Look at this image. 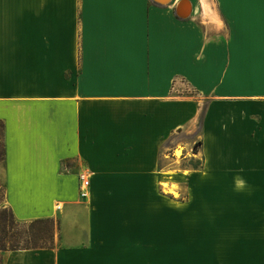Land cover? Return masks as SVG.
<instances>
[{
    "label": "crops",
    "instance_id": "1",
    "mask_svg": "<svg viewBox=\"0 0 264 264\" xmlns=\"http://www.w3.org/2000/svg\"><path fill=\"white\" fill-rule=\"evenodd\" d=\"M168 1L0 0L3 264H264V0Z\"/></svg>",
    "mask_w": 264,
    "mask_h": 264
},
{
    "label": "trees",
    "instance_id": "2",
    "mask_svg": "<svg viewBox=\"0 0 264 264\" xmlns=\"http://www.w3.org/2000/svg\"><path fill=\"white\" fill-rule=\"evenodd\" d=\"M4 124L0 121V162L5 160L6 149L3 141ZM198 143L194 151L197 152ZM5 195V186L0 183ZM8 210V211H7ZM19 227L25 228L24 232L13 231ZM57 228V222L54 218H39L30 222H25L17 219L12 209L7 207L5 210H0V256L7 250L39 248V247H54V235ZM47 230L52 239V245H41L38 241L43 238V234ZM23 233L26 234V239L23 238ZM25 241L24 243H22ZM0 264L3 260L0 257Z\"/></svg>",
    "mask_w": 264,
    "mask_h": 264
},
{
    "label": "rangeland",
    "instance_id": "3",
    "mask_svg": "<svg viewBox=\"0 0 264 264\" xmlns=\"http://www.w3.org/2000/svg\"><path fill=\"white\" fill-rule=\"evenodd\" d=\"M179 136V140H175L173 139L171 143L172 146H177L176 149V154H177V158L179 160H181V158L184 157L185 153H186V148H185V144L187 142L190 141V138L183 136L182 134L178 135ZM172 139V138H171ZM170 141V140H169ZM178 141L175 145V142ZM182 163H179V165L184 166L186 165V161H181ZM168 189V188H167ZM172 189H177L179 191V193L177 194V196L179 197V199H183L185 197V185L184 184H177L175 186L172 187ZM7 209V206L4 203V192H3V188L2 186H0V210H5ZM8 211V210H7ZM13 231H21L24 232L25 228L23 227H19L18 229H14ZM55 235H56V230H55ZM55 235H54V243H55ZM23 238L26 239V234L23 233ZM25 241H23L22 243H24ZM38 244L41 245H52V239L50 237V233L47 232V230H45V233L43 234V238L41 240L38 241ZM3 260V253L0 256Z\"/></svg>",
    "mask_w": 264,
    "mask_h": 264
},
{
    "label": "built area",
    "instance_id": "4",
    "mask_svg": "<svg viewBox=\"0 0 264 264\" xmlns=\"http://www.w3.org/2000/svg\"><path fill=\"white\" fill-rule=\"evenodd\" d=\"M80 196L82 198H88L90 195V188H91V179H90V174L87 171H83L80 174ZM58 209L62 208L61 204H58Z\"/></svg>",
    "mask_w": 264,
    "mask_h": 264
},
{
    "label": "bare ground",
    "instance_id": "5",
    "mask_svg": "<svg viewBox=\"0 0 264 264\" xmlns=\"http://www.w3.org/2000/svg\"><path fill=\"white\" fill-rule=\"evenodd\" d=\"M168 1V0H164ZM179 3V2H178ZM192 3L190 0L184 1L180 6V11L183 13V15H188L192 9Z\"/></svg>",
    "mask_w": 264,
    "mask_h": 264
},
{
    "label": "water",
    "instance_id": "6",
    "mask_svg": "<svg viewBox=\"0 0 264 264\" xmlns=\"http://www.w3.org/2000/svg\"><path fill=\"white\" fill-rule=\"evenodd\" d=\"M169 2V1H168Z\"/></svg>",
    "mask_w": 264,
    "mask_h": 264
}]
</instances>
